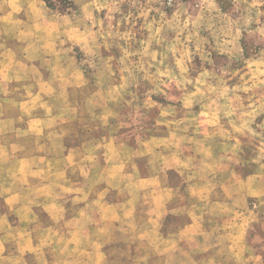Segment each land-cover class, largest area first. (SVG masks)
Wrapping results in <instances>:
<instances>
[{"label": "clouds", "instance_id": "obj_1", "mask_svg": "<svg viewBox=\"0 0 264 264\" xmlns=\"http://www.w3.org/2000/svg\"><path fill=\"white\" fill-rule=\"evenodd\" d=\"M258 217L264 0H0V264H264Z\"/></svg>", "mask_w": 264, "mask_h": 264}, {"label": "rangeland", "instance_id": "obj_2", "mask_svg": "<svg viewBox=\"0 0 264 264\" xmlns=\"http://www.w3.org/2000/svg\"><path fill=\"white\" fill-rule=\"evenodd\" d=\"M254 198V197H253ZM250 198V199H253ZM264 224V221H262L259 217L257 218V220L253 223L252 226V231L253 232H258L261 229V225Z\"/></svg>", "mask_w": 264, "mask_h": 264}, {"label": "crops", "instance_id": "obj_3", "mask_svg": "<svg viewBox=\"0 0 264 264\" xmlns=\"http://www.w3.org/2000/svg\"><path fill=\"white\" fill-rule=\"evenodd\" d=\"M41 163H44V161H41Z\"/></svg>", "mask_w": 264, "mask_h": 264}]
</instances>
